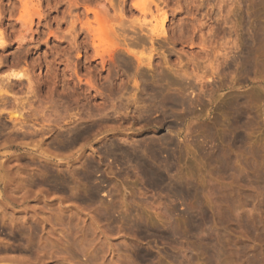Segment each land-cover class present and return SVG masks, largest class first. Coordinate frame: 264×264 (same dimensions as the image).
Wrapping results in <instances>:
<instances>
[{
  "label": "rangeland",
  "instance_id": "1",
  "mask_svg": "<svg viewBox=\"0 0 264 264\" xmlns=\"http://www.w3.org/2000/svg\"><path fill=\"white\" fill-rule=\"evenodd\" d=\"M0 264H264V0H0Z\"/></svg>",
  "mask_w": 264,
  "mask_h": 264
},
{
  "label": "bare ground",
  "instance_id": "2",
  "mask_svg": "<svg viewBox=\"0 0 264 264\" xmlns=\"http://www.w3.org/2000/svg\"><path fill=\"white\" fill-rule=\"evenodd\" d=\"M146 168V167H145Z\"/></svg>",
  "mask_w": 264,
  "mask_h": 264
}]
</instances>
